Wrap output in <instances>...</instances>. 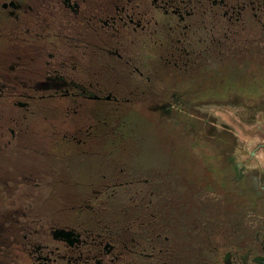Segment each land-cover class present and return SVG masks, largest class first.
I'll list each match as a JSON object with an SVG mask.
<instances>
[{"label": "flooded vegetation", "instance_id": "flooded-vegetation-1", "mask_svg": "<svg viewBox=\"0 0 264 264\" xmlns=\"http://www.w3.org/2000/svg\"><path fill=\"white\" fill-rule=\"evenodd\" d=\"M256 21L264 26V0H0V155L95 157L148 112L184 120L233 163L234 135L206 134L210 119L191 111L199 113L208 96L202 100L188 82L190 75H230L242 25ZM152 75L172 79L160 87ZM32 137L60 150L42 151L48 145ZM1 167L0 264H264V220L253 226L252 215L244 235L228 232L222 217L201 226L197 218L193 226L181 216L201 244L192 253L177 243L176 216L167 223L160 215L159 175L120 169L101 182L94 173L66 179L49 165ZM220 173L230 177L232 192L243 187L264 199L259 170L243 186L239 169ZM62 185L72 187L60 194L71 206L48 213L42 193Z\"/></svg>", "mask_w": 264, "mask_h": 264}, {"label": "rangeland", "instance_id": "rangeland-1", "mask_svg": "<svg viewBox=\"0 0 264 264\" xmlns=\"http://www.w3.org/2000/svg\"><path fill=\"white\" fill-rule=\"evenodd\" d=\"M4 47L5 44L0 42V50ZM152 76L157 79L160 87L164 85L163 79H167L165 83L172 79L171 75ZM190 76L188 86L193 93L202 92L205 97L207 91L209 93L217 90L215 87L219 82L215 81L212 75ZM179 77L180 75H177V78ZM210 86L213 88L211 89ZM232 93V99L224 102L221 100L218 102L221 99L219 97L208 96L207 101L198 103L199 113L194 111L191 113L210 119V123L206 125V134L214 135L218 132L230 131L229 133L234 135L235 140L231 147L235 153L233 163L217 155L220 150L216 144L212 143V139L201 138V134L195 133V128L184 120L179 121L178 117L169 116L157 118L151 113L144 112L137 117L141 124L120 129L121 134L124 132L122 135L126 137L122 142L98 147L96 150L101 153L95 157L82 156L70 159L63 156L62 159H54L46 155L42 159L40 155L32 153L33 151H22L12 159L3 154L0 155L1 171H4L6 167H12L13 172L35 166L47 169L49 165L50 168L54 166L61 169L66 179H72L67 175L80 173L83 180L85 177L81 176L82 174L94 173L97 181L104 182L103 173L109 174L108 178L110 176L114 178V174H119L120 169H137L139 170L137 173L142 177L155 178L159 175L160 192L155 191V196L161 199L158 203L160 215L167 220V223L169 219L176 216V222L179 225L183 223L182 217H188L187 222L193 226L196 225L193 222L197 218H199L198 225H205L204 222L211 225L214 215L222 217L219 220L226 223L228 232L232 234L234 232V235L238 233L237 231L243 232L242 235L248 234L246 222L249 215H252L253 226L260 225L264 220V199H258L257 196L255 197V191L249 192L243 187L239 189L246 192L243 190L232 192V188L229 189V186L233 184L230 177L223 176L224 173L221 174L220 169H226V171L230 169L232 175L235 174L236 169H239L241 174L246 176V179H241L242 186L250 183V171L253 169L259 170L264 176V101H261V105L257 107L249 108L245 107L244 98L239 92ZM206 97L202 100H206ZM0 106H5L1 100ZM30 139L35 145L47 144L38 138ZM41 150L57 151L51 144L48 148L43 147ZM105 151H112L113 155H106ZM76 178L79 179V177ZM70 188H72L71 185H62L58 189L60 192L48 190L42 193L43 198H48V213H53L56 208L66 209L71 206L69 198L61 199L60 197L62 190ZM66 194L65 191V196ZM233 220L234 224H232ZM191 231L180 225L178 229H175V238L177 243L191 247L192 253H196L200 248L201 236ZM225 241H228V238ZM199 255L198 257L202 259ZM195 257L194 262L197 259V256Z\"/></svg>", "mask_w": 264, "mask_h": 264}, {"label": "trees", "instance_id": "trees-1", "mask_svg": "<svg viewBox=\"0 0 264 264\" xmlns=\"http://www.w3.org/2000/svg\"><path fill=\"white\" fill-rule=\"evenodd\" d=\"M242 38L239 61L229 65L230 75H212L219 83L215 87L217 90L207 91V96L225 100L237 91L243 96L246 106H258L264 101V26L258 21L242 25Z\"/></svg>", "mask_w": 264, "mask_h": 264}]
</instances>
